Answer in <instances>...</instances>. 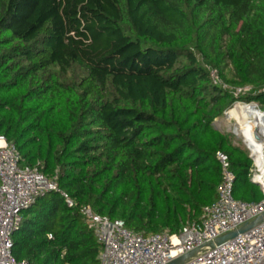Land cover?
<instances>
[{"label":"trees","instance_id":"1","mask_svg":"<svg viewBox=\"0 0 264 264\" xmlns=\"http://www.w3.org/2000/svg\"><path fill=\"white\" fill-rule=\"evenodd\" d=\"M214 69L264 107V0H0V135L77 203L24 210L15 259L100 264L87 205L178 233L217 199L220 152L235 196L260 201L247 151L213 124L236 100Z\"/></svg>","mask_w":264,"mask_h":264},{"label":"built area","instance_id":"2","mask_svg":"<svg viewBox=\"0 0 264 264\" xmlns=\"http://www.w3.org/2000/svg\"><path fill=\"white\" fill-rule=\"evenodd\" d=\"M210 75L214 84L228 89L236 99L224 112L225 118L234 124L217 125L247 151L251 159L249 178L257 185L262 199L247 202L234 197L236 174L229 157L220 152L217 157L222 179L217 199L203 208L198 221L185 225L178 233L171 234L168 230L152 234L133 232L124 221L111 220L89 205L81 206L80 214L101 245L100 264H167L264 214V107L258 101L242 99L252 91L251 86H228L215 69ZM235 109L239 113L231 115ZM215 121L219 123L218 118ZM21 161L15 145L0 135V264H29L13 256V234L21 226L22 212L40 197L57 192L69 208L77 207L69 193L60 189L57 176H46L40 170V163L22 166ZM187 264H264V221Z\"/></svg>","mask_w":264,"mask_h":264},{"label":"water","instance_id":"3","mask_svg":"<svg viewBox=\"0 0 264 264\" xmlns=\"http://www.w3.org/2000/svg\"><path fill=\"white\" fill-rule=\"evenodd\" d=\"M262 221H264V214L258 216L252 222L244 224L238 230L232 231L227 235H224L222 237L211 240V241H209V242H207V243H205V244H203V245H201V246H199V247H197V248H195V249H193V250H191V251H189L183 255L178 256L175 259H172L167 264H187L190 261L198 258L199 256L211 251L215 247L225 243L226 241L233 239L238 234H241V233H244V232L250 230L251 228H253L256 225H258L259 223H261Z\"/></svg>","mask_w":264,"mask_h":264},{"label":"rangeland","instance_id":"4","mask_svg":"<svg viewBox=\"0 0 264 264\" xmlns=\"http://www.w3.org/2000/svg\"><path fill=\"white\" fill-rule=\"evenodd\" d=\"M226 117V115H222L221 117H219L218 118V121H219V123L217 122V121H214V123L213 124H215L214 126H215V128L217 129H219L220 127L217 125V124H227V123H229V122H231V124H234V121H228V119H226L225 118ZM220 130V129H219ZM224 134H226V133H224ZM229 135V134H228ZM230 137H231V139H232V142H233V144L235 145V146H238V147H240V148H244L243 146H242V144L237 140V139H235L233 136H231L230 135ZM22 166H23V164H22ZM237 192H238V188H237V190H236ZM234 197L236 198V199H238L236 196H235V194H234Z\"/></svg>","mask_w":264,"mask_h":264},{"label":"bare ground","instance_id":"5","mask_svg":"<svg viewBox=\"0 0 264 264\" xmlns=\"http://www.w3.org/2000/svg\"><path fill=\"white\" fill-rule=\"evenodd\" d=\"M238 113H239V111L237 109H235V110H232L230 114L233 115V114H238Z\"/></svg>","mask_w":264,"mask_h":264},{"label":"crops","instance_id":"6","mask_svg":"<svg viewBox=\"0 0 264 264\" xmlns=\"http://www.w3.org/2000/svg\"><path fill=\"white\" fill-rule=\"evenodd\" d=\"M215 125V124H214ZM218 129V128H217ZM219 130V129H218ZM220 131V130H219ZM221 132V131H220Z\"/></svg>","mask_w":264,"mask_h":264}]
</instances>
